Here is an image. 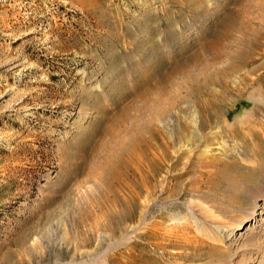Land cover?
I'll return each instance as SVG.
<instances>
[{
	"label": "rangeland",
	"instance_id": "rangeland-1",
	"mask_svg": "<svg viewBox=\"0 0 264 264\" xmlns=\"http://www.w3.org/2000/svg\"><path fill=\"white\" fill-rule=\"evenodd\" d=\"M263 206L264 0H0V264H264Z\"/></svg>",
	"mask_w": 264,
	"mask_h": 264
},
{
	"label": "bare ground",
	"instance_id": "bare-ground-1",
	"mask_svg": "<svg viewBox=\"0 0 264 264\" xmlns=\"http://www.w3.org/2000/svg\"><path fill=\"white\" fill-rule=\"evenodd\" d=\"M230 59H231V58H230ZM230 59H229V60H230ZM222 72H223V71H222ZM221 74H222V73H221ZM221 74H220V75H221ZM224 74H225V75L228 74V71H227V72L225 71ZM197 75H198V74H197ZM204 77H206V76H204ZM199 78H200V77H199ZM221 78H222V77H221ZM223 78H224V77H223ZM206 80H207V79H206ZM208 80H209V79H208ZM215 81H216V80H215ZM224 81H225V80H224ZM224 81H221V80H220V82H221L223 85H225V82H224ZM208 82H209V81H208ZM208 82H207V83H208ZM215 83H216V82H215ZM221 83H220V84H221ZM179 87H180V86H179ZM211 92H212V91H211ZM209 93H210V92H209ZM186 94H187V93H186ZM212 94H213V93H212ZM214 94H215V93H214ZM216 95H217V94H216ZM201 96H202V95H201ZM212 96H213V95H212ZM171 97H174V95H172ZM207 97H208V95H207ZM209 97H210V96H209ZM216 98H217V97H216ZM211 99H212V98H211ZM211 99H210V98L205 99V103H204V102H200V103L198 102V103H199V107H200V109H205V110H208V112H209V111L213 112V111L215 110V109H214V108H215V105L212 103ZM222 99H223V98H222ZM222 99H221V100H222ZM219 100H220V98H219ZM219 100H218V101H219ZM216 102H217V101H216ZM214 103H215V102H214ZM262 105H263V104H262ZM259 106H261V105H259ZM166 108H167V107H166ZM158 111H161V113L164 114V113H167V112L169 111V109H167V110H165V111H164V110H158ZM254 111H255V110H254ZM211 115H212V114H211ZM212 116H213V115H212ZM253 120H254V119H253ZM250 122H251V121H250ZM254 123H255V122H254ZM256 123H257V122H256ZM246 126H247V125H245V127H246ZM257 128H259V127H257ZM262 128H263V127H262ZM259 130H260V129H259ZM250 132H251L250 134L252 135V139H257V138L254 137L256 131H254L253 128H252V130H251ZM258 133H259V132H258ZM257 135H258V134H257ZM257 135H256V136H257ZM261 135H262V134H261ZM259 136H260V135H259ZM262 137H263V136H262ZM262 139H263V138H262ZM261 206H262V205H261ZM263 207H264V206H263ZM260 219H261V218H260ZM239 227H240V223L236 224L235 228H239ZM83 241H84V240H83Z\"/></svg>",
	"mask_w": 264,
	"mask_h": 264
}]
</instances>
